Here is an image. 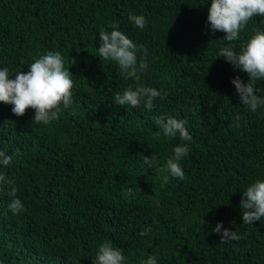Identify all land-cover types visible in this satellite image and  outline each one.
Returning <instances> with one entry per match:
<instances>
[{"label": "trees", "instance_id": "1", "mask_svg": "<svg viewBox=\"0 0 264 264\" xmlns=\"http://www.w3.org/2000/svg\"><path fill=\"white\" fill-rule=\"evenodd\" d=\"M209 8L210 0H0V70L14 79L58 51L73 81L72 104L48 124L34 123L32 108L17 116L0 102V151L12 157L0 174L24 208L13 213L12 186L0 185V264H95L105 241L122 250V264L149 256L264 264V218L245 224L240 207L247 187L264 180V105L252 112L239 102L231 81L248 75L218 56L229 43L239 54L264 31V16L228 42L210 31ZM113 24L147 50L141 82L164 96L151 110L115 104L136 82L99 55V33ZM255 94L264 99V79ZM157 117L186 121L191 141L165 136ZM180 144L190 149L179 161L183 180L160 170ZM143 156L156 158L147 173ZM218 223L242 238L220 242Z\"/></svg>", "mask_w": 264, "mask_h": 264}, {"label": "clouds", "instance_id": "2", "mask_svg": "<svg viewBox=\"0 0 264 264\" xmlns=\"http://www.w3.org/2000/svg\"><path fill=\"white\" fill-rule=\"evenodd\" d=\"M257 15L264 16V0H210L207 20L211 32H224L223 39L232 42L238 39L239 33L249 20ZM129 19L140 29H143L147 23L143 15H131ZM110 27L112 31L101 30L99 33V55L106 61L115 62L126 79L131 78L136 82L135 88L129 87L122 94L119 92L115 94V104L136 108L143 103L144 108L151 110L154 100L157 97L163 99L164 96L155 88L146 87L141 82V74L148 67L147 50L143 45L138 47L125 34L116 30L115 24ZM218 56L248 75L246 83L242 82L239 76L231 81L239 95V102L252 112H255L260 105H264V99L255 94L256 81L264 79V31H256L239 54L229 43L220 49ZM73 63L74 61L71 60L70 65ZM9 77L7 68L0 70V102L14 105L12 112L17 116L24 115L29 108L34 109L35 115L32 119L36 124H48L58 118L61 105L68 107L73 102L71 73L69 68H65L64 58L58 51H49L36 59L29 65L27 73L17 72L14 79ZM155 123L167 137L175 138L178 134L181 141L192 139L184 120L157 117ZM173 151L174 155L160 170L163 172L166 169L170 177L183 180L185 174L179 161L188 155L190 149L187 144H180ZM11 160V156L0 151V163L7 166ZM155 164L154 156H143L141 171L147 173ZM167 180L168 176L165 177V182ZM0 185L12 186L9 192L13 197L9 204L10 210L13 213L23 211L21 200L15 198L17 188L14 186V181L0 174ZM240 207L245 210L242 215L245 224H252L253 221L264 218V180H258L247 187L242 194ZM221 227V223H218L212 229L213 232L220 234V242L238 241L242 238L234 230L221 231ZM140 234L146 235L147 232L142 231ZM125 259L121 249L114 248L105 241L99 247L95 264H122ZM143 264H157V261L149 256Z\"/></svg>", "mask_w": 264, "mask_h": 264}]
</instances>
